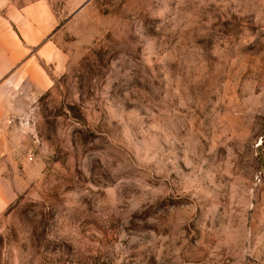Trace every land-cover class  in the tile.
I'll use <instances>...</instances> for the list:
<instances>
[{
  "label": "rangeland",
  "instance_id": "rangeland-1",
  "mask_svg": "<svg viewBox=\"0 0 264 264\" xmlns=\"http://www.w3.org/2000/svg\"><path fill=\"white\" fill-rule=\"evenodd\" d=\"M35 1L66 64L0 117V264H264V0Z\"/></svg>",
  "mask_w": 264,
  "mask_h": 264
},
{
  "label": "crops",
  "instance_id": "crops-1",
  "mask_svg": "<svg viewBox=\"0 0 264 264\" xmlns=\"http://www.w3.org/2000/svg\"><path fill=\"white\" fill-rule=\"evenodd\" d=\"M55 24L54 15L41 1L19 8L0 3V117L12 88L47 90L53 76L64 72L66 55L50 36ZM4 182L0 180V214L16 197Z\"/></svg>",
  "mask_w": 264,
  "mask_h": 264
}]
</instances>
